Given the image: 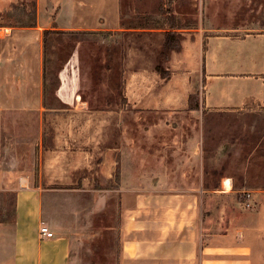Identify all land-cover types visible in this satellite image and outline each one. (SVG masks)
<instances>
[{"label": "crops", "instance_id": "0c3cea01", "mask_svg": "<svg viewBox=\"0 0 264 264\" xmlns=\"http://www.w3.org/2000/svg\"><path fill=\"white\" fill-rule=\"evenodd\" d=\"M19 3L27 22L0 25V89L19 93L15 102L21 105L13 109L39 112L40 118L42 112L51 111L43 107L46 30L119 35L121 40L110 45L122 48L124 65L118 103L84 100L76 87L83 41L75 44L56 89L59 111L65 118L59 120L58 134L33 141L39 162L28 174L36 178H23L14 188L12 251L6 259L1 257L0 264H70L71 238L57 232L55 222L45 213L57 207L52 198L59 192L79 190L78 184L85 180L79 172L85 157L99 160L95 172L99 183L122 176L119 187L112 189L121 193L117 264H264V191L253 195L251 210H244L238 201L229 207L221 204L218 228L212 231L206 208L211 200L207 198L231 196L235 192L232 179L225 177L217 188H205L202 165L193 173L199 176L195 182L187 179L193 175L191 168L177 164L173 170H178L180 177L167 182L160 176L175 173L159 167L149 173L141 163L134 176L139 180L149 174L154 177L133 187L129 160L134 153L127 144L128 136L121 133L128 109L172 115L186 109L189 95L195 92L200 95V113L253 104L264 107V28L220 29L219 34H207L212 30L197 27L190 30L193 34L181 38L178 49L165 62L159 58L165 30L122 26L117 5L101 11L93 0H0V19ZM91 8L94 10L84 17V11ZM105 15L113 17L111 24H105L110 26L95 20ZM178 31L185 36L181 32L187 30ZM107 41L97 39L92 44L99 54V45H104L101 57L109 61L113 50L105 46ZM84 111L108 116L83 119ZM139 151L142 161L146 156L142 148ZM173 152L171 155L177 156V151ZM192 153L198 155V151ZM224 181L229 182L228 189ZM42 224L53 238L39 235Z\"/></svg>", "mask_w": 264, "mask_h": 264}, {"label": "rangeland", "instance_id": "374dc122", "mask_svg": "<svg viewBox=\"0 0 264 264\" xmlns=\"http://www.w3.org/2000/svg\"><path fill=\"white\" fill-rule=\"evenodd\" d=\"M93 1L101 11H107L108 8L117 5L118 20L122 26L156 28L163 25V16L156 10L157 0ZM19 5L20 3L14 5L8 14L2 15L0 25L27 22V17L21 15L22 8ZM91 10L94 8L85 10L84 17L89 16ZM171 12L179 28L187 30L181 32L185 34L180 35L181 38L193 34L190 30L197 27L211 29L212 31L207 34H219L220 29L264 28V0H172ZM95 20L102 26H110L105 24H111L113 17L98 16ZM97 39L108 40L109 43L105 46H109L111 42L121 40V37L108 32L79 30L64 31L62 35L47 41L43 59L45 68L43 107L51 111L42 112L41 118L38 116L39 112L13 109L21 105L15 102L19 98V93L11 92V88L0 89V259L1 257L6 259L12 251L14 188L23 178L30 176L33 181L36 178L28 174L39 162L36 159L38 149L34 147L33 141L39 136L44 138L58 134L59 120L65 118L59 111L60 103L56 98V89L59 86L60 73L71 57L77 41H83L79 48L80 74L76 85L81 91L80 97L89 101L97 98L96 101L109 104L120 101L122 81L120 71L124 65L122 48L110 45L109 49L113 51L109 57L110 62L106 61L101 57L104 45H99L101 52L99 54L97 46L92 44V41ZM145 41L144 39L143 42ZM73 82L74 80L71 85L75 88ZM113 107L115 108V105ZM90 112L84 111L81 117L87 119L91 116L100 118L108 116ZM202 122L199 111L193 112L187 108L172 115L128 109L124 115L126 127L121 129V133L125 132L128 136L127 144H130L134 153L133 158L129 160L132 165L130 169L131 175L133 174L130 176L132 186L145 180L150 182L154 177L153 174H149L139 180L138 176H134L135 168H139L141 163L149 173L155 172L158 167L160 170H167L168 173H175L160 176L167 182L177 181L180 177L177 175L178 170H173L177 164H186L191 168L192 174H195L201 165L204 171L205 153L201 150ZM216 125L212 126V130L220 139L219 147L215 157L206 164L214 165L215 170L223 177L219 180L212 174V169L208 168L206 169L208 175L203 177V187L213 189L215 184H220L228 177L232 179L233 188L236 190L234 189L235 192L229 197L207 198L211 200V206L206 208L208 217L212 220L211 226L214 227L212 231L218 228L216 223L219 222L218 212L221 204L229 207L232 202L238 201L244 210H251L250 201L253 195L264 191V107L253 104L238 109H222ZM139 148L143 149L142 153L146 156L142 161L139 160L141 156ZM194 151H198L196 157L192 153ZM171 152H176L177 156L171 155ZM98 162V159L85 157L84 167L79 170L85 179L84 183L78 184V191L59 192V195L52 198L53 202L58 204L57 207L49 208L45 213L55 222L57 232L67 233L71 238L70 264H117L121 193L112 189L119 187L122 176H113L107 183H99L98 175L95 173ZM161 163L165 167H162ZM56 171H60L59 166ZM194 174L187 179L198 182L199 176ZM62 185L66 184H59ZM220 199L223 202H220Z\"/></svg>", "mask_w": 264, "mask_h": 264}, {"label": "trees", "instance_id": "16d2710c", "mask_svg": "<svg viewBox=\"0 0 264 264\" xmlns=\"http://www.w3.org/2000/svg\"><path fill=\"white\" fill-rule=\"evenodd\" d=\"M155 4H156V10L158 11V14L163 16V20H162L163 25H161L160 27H156V28L154 26L134 27V28H142V29L154 28V29H164L165 30L164 40H163V44L161 47V51L159 53V58L163 59L166 62L169 59L170 53L178 49L179 47V44L181 42V36L178 30H180V28L177 25V23L174 21L175 17L173 13L171 12L172 0H157L155 1ZM62 33L63 32L61 31H50V30L44 31L43 32L44 49L46 50L48 40H50L52 37L62 35ZM74 39L81 40L75 37ZM159 73L162 77L165 76L162 70H160ZM43 74H45V68H44ZM187 109L193 112L199 111V93L198 92H195L189 95ZM201 116H202V121H203L202 122V127H203L202 151L203 153H205V155L203 156V159L205 162L204 173H205V176L208 175V172H206V169L210 168L212 169V174L214 176H217L218 179L220 180L223 177V175L219 174L215 170L214 165L209 166L206 163L210 162V160L215 157L216 150L219 147L220 139L219 137H217L216 133L212 130V126H214V124L216 125V122H218V120L220 119L221 110H205L204 109L201 111ZM209 144L211 146H208ZM218 185L219 184L217 185L215 184V188H217Z\"/></svg>", "mask_w": 264, "mask_h": 264}, {"label": "built area", "instance_id": "2783aa9c", "mask_svg": "<svg viewBox=\"0 0 264 264\" xmlns=\"http://www.w3.org/2000/svg\"><path fill=\"white\" fill-rule=\"evenodd\" d=\"M39 235L42 237V238H53V233L51 231H49V229L44 225L42 224L40 227H39Z\"/></svg>", "mask_w": 264, "mask_h": 264}, {"label": "bare ground", "instance_id": "6f19581e", "mask_svg": "<svg viewBox=\"0 0 264 264\" xmlns=\"http://www.w3.org/2000/svg\"><path fill=\"white\" fill-rule=\"evenodd\" d=\"M224 187L226 188V189H228L229 188V182L228 181H224Z\"/></svg>", "mask_w": 264, "mask_h": 264}]
</instances>
